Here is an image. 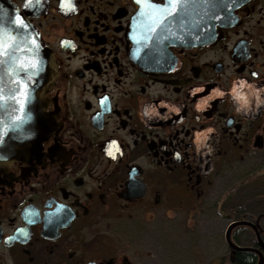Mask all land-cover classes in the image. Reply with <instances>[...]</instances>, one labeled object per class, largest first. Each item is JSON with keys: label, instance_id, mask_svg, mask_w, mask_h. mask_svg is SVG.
Masks as SVG:
<instances>
[{"label": "flooded vegetation", "instance_id": "obj_1", "mask_svg": "<svg viewBox=\"0 0 264 264\" xmlns=\"http://www.w3.org/2000/svg\"><path fill=\"white\" fill-rule=\"evenodd\" d=\"M8 1L46 52L37 97L49 129L0 158V264H155L144 233L202 211L221 170L257 165L241 181L264 205V0L236 8L210 43L155 54L136 52V0H72L67 12L60 0ZM239 221L264 245V212L235 211ZM239 227L264 264L251 227L231 241Z\"/></svg>", "mask_w": 264, "mask_h": 264}, {"label": "water", "instance_id": "obj_2", "mask_svg": "<svg viewBox=\"0 0 264 264\" xmlns=\"http://www.w3.org/2000/svg\"><path fill=\"white\" fill-rule=\"evenodd\" d=\"M246 2L247 0H234L231 9L221 10L217 0H192L180 4L175 13L169 12L158 22L154 20L152 10L146 7L135 17L132 24L136 52L155 54L179 41L184 45H193L198 38L203 43H210L215 37L216 27L230 24L234 10ZM184 6L190 11H185ZM214 13L217 16L215 20L211 18ZM17 20L22 21L24 26H20ZM208 35H212V39H208ZM46 60V52L37 33L23 20L14 5L8 0H0L2 159H11L25 153L28 145L37 142L38 136L43 137L49 129L42 111V102L37 97L45 83ZM21 100L24 101L23 105ZM236 226L251 227L264 250L256 226L246 221L232 222L228 226L225 232L228 247L233 251H255L260 256L257 264H262L263 257L260 252L231 243L230 232Z\"/></svg>", "mask_w": 264, "mask_h": 264}, {"label": "rangeland", "instance_id": "obj_3", "mask_svg": "<svg viewBox=\"0 0 264 264\" xmlns=\"http://www.w3.org/2000/svg\"><path fill=\"white\" fill-rule=\"evenodd\" d=\"M257 167L250 164L221 170L212 178L210 189L215 195L202 211L198 208L186 216L176 213L172 224L160 227L156 235L150 230L144 233V258L145 254L154 256L155 264H219L222 257L229 256L225 232L235 211H247L250 215L264 212V205H259L261 193L253 189L256 186L251 182L244 185L241 181ZM217 200L221 204L218 209L213 205ZM250 236L252 233L245 230L239 240L243 245H250Z\"/></svg>", "mask_w": 264, "mask_h": 264}, {"label": "snow or ice", "instance_id": "obj_4", "mask_svg": "<svg viewBox=\"0 0 264 264\" xmlns=\"http://www.w3.org/2000/svg\"><path fill=\"white\" fill-rule=\"evenodd\" d=\"M35 2L38 4L40 0H35ZM188 0H167V4L165 6H160L158 4H155L152 2V0H136L137 5L143 10L144 8H149L153 12V17L155 21H160L165 18V16L169 12L175 13L178 9V6L181 3H187ZM234 0H217V5L221 8V10H229L233 6ZM28 0H26V5L27 6ZM60 10L61 11H75V5L72 3V0H60ZM143 14V12H141ZM213 20L217 19V16L215 13L211 17ZM17 23L20 24V26H24L23 22L20 20H17ZM208 39H212V35H208ZM62 45L68 44L72 47H75V45H72L71 42L68 41H62ZM253 75H257L256 73H253ZM21 95H24V93H21ZM217 95H223V93H217ZM105 100L107 98H104ZM24 101L21 100V104L23 105ZM104 102L102 101V108H104ZM199 108L200 105H197ZM102 115V113L100 114ZM208 131H212L209 129ZM106 154L109 157L115 158L116 154L120 151L119 146L117 145V142L115 140H112L109 144V146L106 148ZM179 155V154H177Z\"/></svg>", "mask_w": 264, "mask_h": 264}, {"label": "trees", "instance_id": "obj_5", "mask_svg": "<svg viewBox=\"0 0 264 264\" xmlns=\"http://www.w3.org/2000/svg\"><path fill=\"white\" fill-rule=\"evenodd\" d=\"M239 230H242L244 232L245 230H248V229L239 227ZM238 244H239L238 246H241V247L250 246L249 244L243 245L241 242L240 243L238 242ZM256 261H257V257L254 254H252L251 251H246V252L236 251V256L234 258L233 257L229 258V256L222 257L220 259L219 264H255Z\"/></svg>", "mask_w": 264, "mask_h": 264}, {"label": "clouds", "instance_id": "obj_6", "mask_svg": "<svg viewBox=\"0 0 264 264\" xmlns=\"http://www.w3.org/2000/svg\"><path fill=\"white\" fill-rule=\"evenodd\" d=\"M176 156L178 157V155L176 154ZM3 159H6V157L5 158H3ZM91 264H94V262H91Z\"/></svg>", "mask_w": 264, "mask_h": 264}]
</instances>
